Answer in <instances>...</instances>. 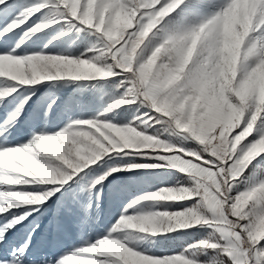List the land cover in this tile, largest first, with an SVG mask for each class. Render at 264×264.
Listing matches in <instances>:
<instances>
[{
    "label": "rangeland",
    "instance_id": "rangeland-1",
    "mask_svg": "<svg viewBox=\"0 0 264 264\" xmlns=\"http://www.w3.org/2000/svg\"><path fill=\"white\" fill-rule=\"evenodd\" d=\"M36 2L37 0H7V7H0V30L4 26L10 27L13 20L17 19L26 7ZM63 2L66 6L71 7L73 12L79 7V0H63ZM96 3L97 0H88L87 18L89 23ZM107 12H112L109 36L112 40H118L122 31L132 26L135 11L124 4L123 0H104L100 14L101 24L104 23V13ZM258 12L262 16L260 22L264 23V0H232L231 5L225 10L219 21L218 35L212 34L216 31L215 28L208 32L201 29L199 33L182 38L172 44L170 51L173 55L176 54V50L184 49L175 71L168 69L167 62L158 68L157 59L159 57L154 53L155 61L150 66L147 62L142 64L134 73L136 79L130 94L137 98L143 97L147 103L153 106L159 102L160 107L165 109L166 114L170 116L179 113L177 118L183 120L188 100H192L190 111L187 112V127L183 130L197 138L202 145L213 147L217 159H221L220 153L228 150L235 151L238 147L241 140L236 137L231 149H228L227 138L231 136L233 131H236L235 128L239 127L241 123L243 125V118L250 102L254 101L256 106L250 124L253 125L256 119L257 122L253 126V133H250L246 139H250L255 134L261 116H264V113L259 115L261 107L264 106V61L258 64L245 79L237 83L241 48L249 34V39L253 40L252 54L264 51V31L253 29V22ZM45 20L46 17H41L39 22ZM61 24L65 26L61 27ZM256 27L258 28L259 25ZM92 31H81L73 27L67 20H61L60 23H50L49 28L34 34L21 25L20 28L7 32V38L0 36V52L16 48V45L19 44L16 51L20 55L34 53L69 55L71 58L90 59L92 62H96L98 66L103 67L107 64L108 59L107 52L104 50L106 40L101 41L98 35L92 34ZM251 31L253 32L250 33ZM143 35L146 37L147 30ZM189 40L190 43H188ZM210 40L214 41L211 47H209ZM21 41L23 43H20ZM185 45H187L186 48ZM138 47L139 44H135L127 53L120 56L119 64L126 71H132ZM234 49L237 50V55L233 66L232 54ZM196 55H199L202 66L201 81L196 89V95L194 98L187 97L181 105L174 108L175 98L179 92L173 90L172 85L179 80V74L184 71ZM250 59H254V57H250ZM23 71V64L17 65L0 59V74L5 72L22 74ZM118 77L119 73L112 77H96L90 80L75 81L64 78L41 81L36 85H19L18 82L0 77V90H7L13 84L17 86L16 92L5 97L0 103V129L7 133L6 146H21L33 139L34 135L55 134L76 120L94 118L104 110L106 104L114 103L110 98L119 90L117 85L123 83ZM29 89H34V91H27ZM162 93L164 96L161 100ZM230 94L237 98L239 104L232 102ZM25 97L28 98V101L24 104V110L18 118L19 122L9 130L7 122L10 111ZM118 108L126 110L110 113L115 118L106 122L114 123L118 127H135L136 122H140L141 126L147 123L143 120L147 114L143 105L140 106L139 117L136 115L137 109L133 107L132 103L118 106ZM129 121L133 123L129 124ZM165 127V125H161L159 129L154 128L144 134L152 135L154 131H159L161 136L157 138L161 139L162 143L172 145L173 151L169 152L171 149L163 148L154 140H144L142 146H150L153 149H128L119 153H109V155L116 157L117 161L123 159L156 166L128 169L126 165H118L121 170L113 171L108 176L103 182L105 187L95 193L96 198L93 200H89L88 194L83 191L84 185L92 179V175H83L88 169L74 176L73 181H70L68 185L61 188L60 192L55 193L52 198L45 201L47 207L26 205L41 202L43 197L40 194L20 191L0 192V201L14 200L20 208L32 210L26 224L18 225L8 232L6 242L0 244V254H7L21 244L26 238L25 234L29 233L35 225V231L30 233L31 247L27 253L30 264H45L46 261L53 258H62L65 254H70L82 246H88L89 242L103 238L118 223L126 204L130 201L138 200V197L145 194L155 193L158 189H163L166 186H176L177 181L181 185L187 186V174L195 178L197 192L193 193L190 189H184L186 190L184 199L190 198L194 194L202 196L206 207L204 212L198 215L200 222L208 220V225L178 229L174 227L173 223L172 231L161 229L156 234L141 233L137 229L121 226L112 238L121 239L133 251L157 258H170L184 253L185 250H189L192 256L198 255L197 247L190 248V245H196L198 241H203L209 233H215L220 241L225 240V243L221 242L222 248L231 246L234 243L233 238L220 232L230 235L232 229L227 226L224 219L218 218L223 217L220 208H217L219 198L211 196L210 191L207 190L209 183L214 186H212L214 192L218 193L223 170L221 169L218 175L210 168H203L190 160L183 159L184 156L170 157L175 155L179 149L176 141L182 140L183 137L165 132ZM217 128L220 129L219 136L210 137V133ZM74 130H86V126H77ZM136 130L140 131V128H136ZM122 139H127V137H122ZM132 139L139 142L144 138L132 136ZM61 140L63 142L55 139V150L40 147L42 143L40 142L35 147L9 149L0 152V183L15 185L55 182L57 176L62 173L54 165L44 163L37 157L64 160L65 152L74 150L75 155L79 157L84 150L83 147L76 144L71 136L62 137ZM213 141L216 143L213 144ZM185 143L189 147L195 146L190 141ZM255 154L257 153L250 151V156ZM184 155L187 156L188 154L185 153ZM161 157L165 158L161 159ZM257 159L260 157L254 158L253 162ZM65 162L68 163L66 160ZM209 164L214 169L215 166L211 161ZM95 167L96 165L90 166V168ZM179 170L187 174L181 173ZM229 171L232 173L238 171V168ZM24 177H31L32 179H24ZM260 186L259 182L255 185L257 188ZM27 187H33V185H0V191L22 190ZM244 190V186L241 187V191ZM165 197L172 199L167 192ZM252 198L255 201V207H251L253 202H250V206L246 210L250 214L257 213V215L264 212V200ZM85 201L89 203L87 218L80 209V204ZM190 202V200L138 201L131 211L135 215H151L157 211L175 212L179 209L175 207L166 209L162 208L161 205L180 203L187 205ZM246 203L247 201H238L237 205L234 206V211L239 213L246 206ZM9 206L12 205L9 204ZM20 208L10 211L18 212ZM40 208H43V211L37 214V210ZM126 236L128 237L127 240L124 239ZM251 238L257 241L264 239V217L255 223ZM132 250L120 248L111 240H105L92 251L97 255L116 257L121 261V264H140L138 254L133 253ZM185 258L190 257L185 256ZM63 264H101V262H93L80 256H68L64 259Z\"/></svg>",
    "mask_w": 264,
    "mask_h": 264
},
{
    "label": "snow or ice",
    "instance_id": "snow-or-ice-1",
    "mask_svg": "<svg viewBox=\"0 0 264 264\" xmlns=\"http://www.w3.org/2000/svg\"><path fill=\"white\" fill-rule=\"evenodd\" d=\"M123 3L135 11V16L132 20V26L123 30L118 40H112L109 36L112 12L104 13V23L101 24L100 14L103 9L104 0H97L96 8L94 9L90 23L87 18L88 0H79V7L75 12H73L71 7L66 6L63 0H37L33 5L26 7V9L20 13L19 17L13 20L10 27L4 26L3 29L0 30V36L7 38V32L20 28L21 25H23L29 32L34 34L49 28L50 23H60L61 20H67L73 27L84 32L94 30L92 31L93 35H98L101 41L106 40L104 50L107 52L108 59L107 64L103 67L98 66L96 62H92L90 59L71 58L69 55H45L40 53L20 55L16 51V48H19V44L16 45V48H10L5 52H0V59L3 61L24 65L22 74H10L7 72L0 74V77H6L10 81L18 82L19 85H36L41 81L61 80L64 78L75 81L90 80L96 77H112L117 73H119L118 79L123 81L122 84L117 85L119 90L110 98L114 103L106 104L104 110L94 118L76 120L58 133L34 135L33 139L21 146H6L5 138L7 133L0 129V152L9 149L35 147V145L46 139H56L63 142L61 138L66 136H71L76 144L84 149L79 157L75 155L74 150L65 152L64 160L51 157H37L44 163L54 165L55 168L62 173L57 176L55 182L15 185L0 183V185L6 186L33 185V187H27L22 190L10 189L0 192L20 191L40 194L43 197L41 202L26 205H43L47 207L45 201L52 198L55 193L60 192L63 186L73 181L74 176L88 169L83 175H92V179L84 185L83 191L88 194L89 200H93L96 198L95 193L105 187L103 182L108 176H110L113 171L121 170L118 165H126L128 169L156 166L123 159L117 161L116 157L109 155V153H119L128 149H153L150 146H142L144 140H154L156 143L161 144L163 148L171 149L169 152L173 151L172 145L162 143L161 139L157 138L161 136L159 131H154L152 135L144 134L154 128L159 129L161 125H165V132H171L178 137H183L182 140L176 141V144L179 145V149L176 151L175 155L170 157L184 156L183 159L190 160L203 168H210L213 172H217L218 175L220 174V170H223V180L221 181V192L223 195L220 193H217V195L224 201V216L218 218L224 219L227 226L231 228L232 231L230 235L222 231L220 232L223 235L232 237L234 243L229 247L222 248L220 238L216 237L215 233H209L203 241H198L196 245H190V248L197 247L199 252L198 255L192 256L189 250H185L184 253L171 256L170 258H157L151 255L141 254L138 251H133L129 247L133 253L138 254L140 264H180V262H182V264H264V239L257 241L251 238L255 223L258 219L264 217V212L257 215L255 213L250 214L246 210L249 208L250 202H253L251 207H255V201L252 197H256V200H264V155H261L264 154V152L250 156V151L254 145L264 138V116H261L260 122L256 127V132L250 139H242L235 151L228 150L222 152L220 153L221 159H217L213 147L202 145L197 138H194L189 132L183 130L187 127V112L190 111L192 100H188L185 116L183 120H180L177 118L179 113H175L171 116L166 114V110L160 107L159 102L153 106L147 103L143 97L137 98L130 94L136 79L134 76L136 69L142 64H145L154 53L159 57V59H157L158 68L167 62L168 69L175 71L184 53V49L176 50V54L173 55L170 49L174 42L182 38L191 37L199 33L201 29L208 32L215 28L216 31L212 34L218 35L219 21L224 15L225 10L231 5L232 0H123ZM0 7H7V0H0ZM41 17H46V20L44 22H39ZM261 18V13L258 12L253 22L254 30L260 29L264 31V27H262L264 23L260 22ZM257 25H259L258 28L256 27ZM64 26V24H61V27ZM146 30L147 35L145 37L143 33ZM249 37L250 34L241 48L237 83L245 79L258 64L264 61V51L252 54L251 46L253 40H250ZM246 41H248V43H246ZM20 43H23V41ZM188 43H190V40ZM205 43H207V41H205ZM135 44H139L136 50L135 62L133 63L132 71H126L125 68L119 64L120 56L127 53ZM186 46L187 45H185V48ZM250 57H254V59H250ZM96 59L98 60L99 58L97 57ZM48 65H68L72 70L48 71L46 70V66ZM201 67L200 57L196 55L184 71L179 74V80L172 85L173 90L179 92V95L175 98L174 108L181 105L187 97H195L196 89L201 81ZM97 73H99V75H97ZM16 87L17 86L13 84L7 90H0V103L3 102L5 97L16 92ZM27 91H34V89H29ZM163 96L164 94L162 93L160 97L161 100ZM230 99L233 103L239 104L237 98L231 94ZM27 101L28 98L25 97L22 102L18 103L10 111L9 120L7 122L9 130L19 122L18 118L24 110V104L27 103ZM127 101H134L132 104L133 107L137 109L136 115L138 117L140 116V106H144V110L147 114L143 117V120L147 121V123L141 126L140 122H136L135 127H118L114 123L106 122L115 118L113 115H110V113L117 110L125 111L126 109L118 108V106L128 104ZM255 111V102L252 101L245 112L243 125L241 123L239 127L235 128L236 131H233L231 136L227 138L228 149H231L234 138L245 132L252 121V116ZM261 113H264V106L261 107L259 115H261ZM256 122L257 119L254 124H256ZM128 123L131 124L133 122L129 121ZM81 125L86 126V130H74L75 127ZM136 128H140V131H137ZM219 133L220 129L217 128L210 133V137H218ZM251 133H253V130ZM132 136L142 137L144 139L135 142ZM122 137H127V139H122ZM247 137H249V135H247ZM189 141L195 146H187L185 142ZM215 143L216 141H213V144ZM185 153L188 155L185 156ZM258 156L260 159L253 162L254 158ZM164 158L165 157H161V159ZM65 160L68 161V163H66ZM210 161L215 166L214 169L209 164ZM91 165H96V167L90 168ZM234 168H238V171L230 173L229 170ZM179 171L181 173H186L181 170ZM24 179H29V177H24ZM186 179L187 186H183L177 181L176 186H166L163 189H158L155 193L145 194L138 197V200L130 201L126 204L118 223L110 229L103 238L97 239L95 242H89L88 246H82L70 254H65L62 258L48 260L45 264H63L64 259L68 256H80L93 262H101V264H104V262H106V264H121V261L116 257L97 255L92 251L98 248L101 242L113 239L112 237L119 227L126 226L128 222L138 223L140 221L152 220L159 216H188L204 212L206 206L200 194H194L190 198L185 199H170L165 197V193L171 189H190L193 193H196L195 178L187 174ZM258 182L261 185L259 188L255 187ZM241 185L244 186V191H241ZM257 193H259V195H257ZM149 200H190L191 202L187 205L183 203L161 205L162 208L166 209H171L173 207L179 209L175 212L157 211L151 215L132 214L131 210L134 209L138 201ZM238 201H247L246 206L239 213L234 211V206L237 205ZM9 204L12 206H9ZM17 208H20V206H17V202L14 200L0 201V244L6 242L8 232L16 226H22L28 222V217L31 215L32 210L20 208L18 212L10 211ZM80 209L85 214V218H87L89 211L88 201L81 203ZM42 211L43 208L38 209L37 214ZM225 213H227V216H225ZM205 221L206 222L188 223L184 225L174 223V227L178 229H187L197 225H208V220ZM127 228L134 229L131 227ZM35 229L36 226L33 225L29 233L25 234L26 238L21 244L17 245L16 248L10 250L7 254H0V264H30L27 253L31 247L30 233L35 231ZM172 230L173 223H169L167 225V231ZM200 245H202V247H200ZM185 256L190 258L186 259Z\"/></svg>",
    "mask_w": 264,
    "mask_h": 264
},
{
    "label": "clouds",
    "instance_id": "clouds-1",
    "mask_svg": "<svg viewBox=\"0 0 264 264\" xmlns=\"http://www.w3.org/2000/svg\"><path fill=\"white\" fill-rule=\"evenodd\" d=\"M214 41L210 40L209 41V47L213 45ZM237 55V50H233L232 54V62L233 66L235 64V57ZM155 61V56L153 55L152 57L149 58L147 61V64L150 66L153 62ZM46 70L52 71V70H57V71H71L72 69L68 65H48L46 66ZM134 101H127V103H132ZM253 130V125L249 124L245 132H243L239 138L240 140L245 139L247 135L251 133ZM55 139H46L42 141L40 147L42 148H48L50 150H55V144H54ZM253 153H260L264 152V138H262L259 142L255 144V146L252 148ZM32 178L29 177V180ZM168 195L172 199H184L186 190L184 189H171L167 191ZM200 222V217L198 214H191L188 216H175V217H168V216H159L157 218H154L152 220H145V221H140L138 223H127V227H131L134 229H137L141 233H152L156 234L157 232H160L161 229L167 231V225L169 223H175L178 225H184L188 223H199ZM125 240L128 239V237H124ZM111 242L113 244L118 245L120 248L124 249H130L124 242H122L121 239L119 238H113L111 239ZM131 250V249H130Z\"/></svg>",
    "mask_w": 264,
    "mask_h": 264
},
{
    "label": "trees",
    "instance_id": "trees-1",
    "mask_svg": "<svg viewBox=\"0 0 264 264\" xmlns=\"http://www.w3.org/2000/svg\"><path fill=\"white\" fill-rule=\"evenodd\" d=\"M222 180H223V176H222ZM221 180V181H222ZM213 185H211V184H209L208 183V189L207 190H209L210 191V193L209 194H211V196H213V197H215V198H219V200H217V208L219 207L220 208V210H221V213H222V216H224V212H223V206H224V201H222L221 199H220V197L217 195V192H214V186L212 187ZM241 187H243V185H241ZM221 188H222V184H221V186H220V189L218 190V193H220L221 195H223V193L221 192ZM207 212H208V210H207ZM208 213H210V212H208ZM207 214V213H206ZM257 214V213H256ZM209 215V214H208ZM227 215V213H225V216ZM222 243H225V240L224 241H221Z\"/></svg>",
    "mask_w": 264,
    "mask_h": 264
}]
</instances>
